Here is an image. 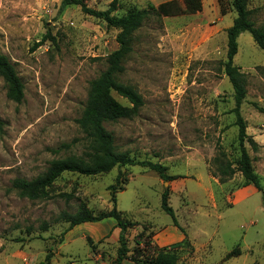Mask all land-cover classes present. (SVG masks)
I'll use <instances>...</instances> for the list:
<instances>
[{
    "label": "rangeland",
    "instance_id": "374dc122",
    "mask_svg": "<svg viewBox=\"0 0 264 264\" xmlns=\"http://www.w3.org/2000/svg\"><path fill=\"white\" fill-rule=\"evenodd\" d=\"M61 1L0 0V52L24 84V98L17 102L0 76V264H40L50 252L49 264H117L120 229L114 218L69 230L61 219L62 212L110 211L112 195L123 218L135 222L127 232L124 264L156 259L166 247L177 253L176 264H264L262 194L253 185L247 194L237 167L234 89L223 65L227 29L236 17L230 0H223L225 13L219 0H203L201 13L148 19L135 34L120 76L143 96L144 105L133 118L105 123L119 153L161 163L173 180L136 164L96 175L64 172L49 195L36 200L13 187L16 178L43 175L54 160L84 155L88 142L77 119L90 81L118 48L116 29L77 5L60 13ZM84 1L106 10L112 0ZM246 1L256 24L264 25V0ZM151 4L118 0L113 14ZM238 43L234 62L247 75L241 114L259 144L257 151L249 143L247 148L264 187V113L254 106L264 107V50L247 31ZM220 147L235 170L225 182L212 174ZM167 188L168 204L187 231L188 242L180 246L165 241L167 229L175 226L161 208ZM234 249L240 254L228 257Z\"/></svg>",
    "mask_w": 264,
    "mask_h": 264
},
{
    "label": "trees",
    "instance_id": "16d2710c",
    "mask_svg": "<svg viewBox=\"0 0 264 264\" xmlns=\"http://www.w3.org/2000/svg\"><path fill=\"white\" fill-rule=\"evenodd\" d=\"M117 1L112 0L106 10L91 8L84 0L61 1L60 13L70 5H77L80 6L84 13L104 20L108 28L116 29L118 31L116 35L118 48L107 56L106 69L98 77L90 81L85 108L81 117L77 119V123L88 142L84 155H71L64 159L54 160L50 168L43 175H39L35 179H14L12 183L13 187L22 196L31 200L47 197L49 195V187L64 172L96 175L108 172L115 166L138 164L155 171L164 181H171L175 178L166 173L167 168L161 163H154L148 160L136 161L126 153H119L116 149L114 135L106 128L105 123L116 122L122 118H133L144 105V98L138 90L133 85L120 80V76L126 71L125 63L133 52V42L136 32L153 16L158 18L175 17L201 12L203 0H168L157 6L151 4L141 9L133 7L122 16L113 14L118 8ZM219 1L222 13H225L226 8L223 0ZM230 2L236 12V17L232 25L227 29V60L223 65L224 72L234 89L235 107L233 108V112L236 115L235 124L238 126L240 149L237 167L245 179L243 186L253 185L262 194V204L264 206V187L258 174L254 171L253 161L247 148V143H249L251 148L257 151L259 144L254 137L248 135L246 130L247 124L241 114V105L247 96V75L234 62L239 49L238 37L242 32H249L258 47L264 50V25L259 26L256 24L252 18L251 10L247 7L246 0H230ZM42 41H45V38ZM42 43L39 42L37 46ZM0 76L3 77L8 85V96L17 102H21L24 98L23 81L10 59L1 52ZM113 92L126 98L131 106L125 107L119 103L114 97ZM254 106L259 112L264 113V107L256 103ZM1 124L2 121L0 120V126ZM64 145L65 147L69 146V144ZM224 156L225 153L222 152L220 147V154L214 159L216 169L212 173L213 176H219L222 182H225L226 179L235 173L231 162L225 160ZM168 191L169 189L167 188L162 195L161 208L172 216L173 224L185 234L186 238L175 244L176 246H180L188 242L187 234L185 229L179 224L174 209L168 204ZM112 201L115 204L113 209L102 212L99 215L94 216L91 213L73 215L68 212H62L61 219L69 224L66 229L69 230L86 222H99L106 218H114L116 220V227L120 229V248L118 250L117 264H124L123 261L129 252L127 232L129 227L135 225V222L123 218L122 211L117 209L115 195H112ZM239 254L240 251L234 249L228 253V257ZM51 255V252L48 253L45 261L40 264H49ZM176 261L177 253L172 251V248L166 247L161 249L156 259L141 262V264H176Z\"/></svg>",
    "mask_w": 264,
    "mask_h": 264
},
{
    "label": "crops",
    "instance_id": "0c3cea01",
    "mask_svg": "<svg viewBox=\"0 0 264 264\" xmlns=\"http://www.w3.org/2000/svg\"><path fill=\"white\" fill-rule=\"evenodd\" d=\"M146 1H148V2H150L152 4H154L155 6H157L160 3L168 1V0H146ZM153 2H155V3H153ZM201 12H198V13H201ZM246 192H247V194H252L253 193V189H252L251 185H248V190H246ZM167 234L168 235L165 237V239H166L165 241H182L186 237L185 234L178 227H175V226H170L167 229ZM160 241H162V240H160Z\"/></svg>",
    "mask_w": 264,
    "mask_h": 264
}]
</instances>
